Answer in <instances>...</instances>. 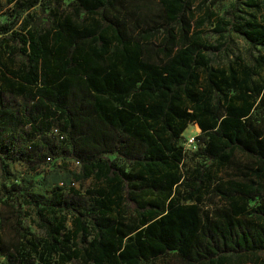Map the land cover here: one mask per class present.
I'll return each instance as SVG.
<instances>
[{"label":"trees","instance_id":"16d2710c","mask_svg":"<svg viewBox=\"0 0 264 264\" xmlns=\"http://www.w3.org/2000/svg\"><path fill=\"white\" fill-rule=\"evenodd\" d=\"M45 1L9 0L0 24L1 170L19 163L34 174L0 186L15 235L0 232L7 264L172 254L179 264H264V22L253 15L264 0H234L212 28L216 46L199 30L214 12L192 25L196 0H74L59 17L42 10L30 29L29 11ZM231 33L251 58L215 65L212 56L233 52L222 49ZM190 124L201 129L202 161L240 155L256 167L237 165L242 176L227 179L207 167L183 174ZM90 178L99 185L85 193L72 185ZM207 197L221 205L204 209ZM22 205L34 208L41 241L22 224Z\"/></svg>","mask_w":264,"mask_h":264},{"label":"rangeland","instance_id":"374dc122","mask_svg":"<svg viewBox=\"0 0 264 264\" xmlns=\"http://www.w3.org/2000/svg\"><path fill=\"white\" fill-rule=\"evenodd\" d=\"M74 0H46L42 5H38L35 8L31 9L28 13L29 18L32 19L31 22L27 24V26L31 29L33 27V22L42 14V10L47 14L50 10L53 8L55 9L54 12L59 17L60 14H63L65 12L70 11L71 3ZM258 2H261L262 0H256ZM234 0H196L195 6L198 7L195 10V16L192 21V25H195L197 21H199L201 18H206V12L211 10L214 12V17H211L209 19H205L203 26L199 28L201 31V35L203 36V40L206 42L205 44L210 46H216L219 44V37L218 34L212 31V28L215 27L217 19L222 17L224 15V12L227 11L231 6H233ZM200 7V8H199ZM11 8V4L9 3V0H0V24L1 23H8L9 18V10ZM242 9V7H240ZM253 14V13H252ZM259 21L264 22V11H260L258 13L253 14ZM27 17V13L23 15V19ZM45 19V18H44ZM46 20V19H45ZM19 29V23L14 27V30ZM0 37H3L2 34H0ZM231 39L232 41L228 43L226 41L225 44H223L222 49H226V47H230L233 52L229 51H221L218 52L215 56H212L213 63L215 65H219L220 67H225L227 65H235V67L238 65V61H249L250 56V48L249 44L245 42L242 38L238 37L235 33H231ZM4 41H0V51L3 49ZM227 52V53H226ZM255 56H261L263 55V52H255ZM259 75L264 78V68L259 69ZM201 133V129L197 126L195 127V124L188 125L186 132L183 133L186 142V158H184L183 163L181 164V169L183 174H186L187 172H193L197 168H204L207 167L214 175V178L216 179H227L230 176H242V173L237 169V165L240 167H243L244 171L246 170L245 166H253V161L249 159L247 156H236V159H234V162L232 161L230 164L226 166H220L216 163H211L209 161H202L199 157H197L196 152L200 146V141H198V135ZM190 140H194V142L190 143ZM6 171L8 175L4 176L2 173V166L0 164V186L1 185H8L10 186L14 182H20L25 177L33 176L34 174L27 172V169L24 165L19 163H6L5 165ZM37 180L40 179V176L35 177ZM99 185V182H97L94 178H90L83 182H77L76 189L80 192H86L88 189L96 187ZM186 190L181 187L179 189V195L185 193ZM178 195V192L177 194ZM5 199H1L0 196V232L3 235V237L7 240H14L15 235L12 231L8 228V209L4 207L2 202H4ZM205 207L204 209L212 210L215 207H218L221 205V201L216 199L214 203L210 202V199L207 197L204 200ZM251 206L257 205V201L252 202L250 204ZM22 213L23 217L21 219L22 224L25 228L29 231L31 234V238L36 241H41L45 236L46 233L44 230L39 228L36 224L37 216L35 214L34 208L28 206V205H22ZM67 227L71 228V218L68 217ZM259 259L264 261V255L259 254ZM245 263V262H244ZM0 264H7V259L0 255ZM36 264H39L38 262ZM52 264H57V262H52ZM152 264H179V261L176 259L175 255H169L167 257H163L161 259L156 260ZM242 264V263H240Z\"/></svg>","mask_w":264,"mask_h":264},{"label":"built area","instance_id":"2783aa9c","mask_svg":"<svg viewBox=\"0 0 264 264\" xmlns=\"http://www.w3.org/2000/svg\"><path fill=\"white\" fill-rule=\"evenodd\" d=\"M53 133H54L55 135H59V131H58L57 129H55V130L53 131ZM62 138H63V136H60V139H62ZM192 142H194V140H190V143H192ZM50 160H51V159L48 158V161H50ZM78 166H79V162H74L73 167H74V168H77ZM72 185H73V186H77V184H76L75 182H73Z\"/></svg>","mask_w":264,"mask_h":264}]
</instances>
